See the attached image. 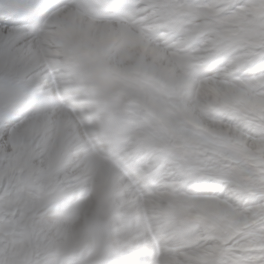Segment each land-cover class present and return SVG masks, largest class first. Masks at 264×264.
<instances>
[{"label":"bare ground","instance_id":"6f19581e","mask_svg":"<svg viewBox=\"0 0 264 264\" xmlns=\"http://www.w3.org/2000/svg\"><path fill=\"white\" fill-rule=\"evenodd\" d=\"M3 31L0 73L65 105L0 131V264H264V0H141L130 23L70 6L39 36ZM151 41L171 58L154 70Z\"/></svg>","mask_w":264,"mask_h":264},{"label":"rangeland","instance_id":"374dc122","mask_svg":"<svg viewBox=\"0 0 264 264\" xmlns=\"http://www.w3.org/2000/svg\"><path fill=\"white\" fill-rule=\"evenodd\" d=\"M241 12V11H240ZM190 16H192V15H190ZM252 16H255V15H252ZM152 44V45H151ZM151 44H149V47H152V50H151V54L153 55V62H152V64H151V66H152V68H156V65H157V61L161 58L162 59V61H164L165 59H166V61L169 63L170 62V60H171V58H166V57H164V56H162L161 55V53L159 52V48L157 47V49L158 50H155V48H154V46L156 45V46H158V43L156 42V41H154V42H151ZM174 44V43H173ZM176 49H179L178 47L176 48ZM161 56V57H160ZM158 59V60H157ZM165 61V62H166ZM53 70H55V69H53ZM221 70H223V69H221ZM224 71V70H223ZM263 74H264V72H263ZM259 92H263V89H260L259 90ZM263 94V93H262ZM239 103V102H238ZM237 103V104H238ZM1 140V139H0ZM2 147L4 148V146H3V144H2V141H0V149H2ZM0 154H1V150H0ZM102 165H104L105 166V164L104 163H102ZM101 177V176H100ZM84 184L85 185H93V186H95V187H97L98 185H95V179L94 178H92V179H90L89 181H87V182H84ZM76 202V203H75ZM75 202H73L75 205H74V207H78L79 206V204H80V202H81V199H79L78 201L77 200H75ZM77 202H79L78 204H77ZM73 205V204H72ZM61 209V211H63V210H65L66 211V213L67 214H69V215H75V209L74 208H71V206L69 207V206H66V207H62V208H60ZM186 218V217H185ZM71 221V220H70Z\"/></svg>","mask_w":264,"mask_h":264},{"label":"snow or ice","instance_id":"6c2138e0","mask_svg":"<svg viewBox=\"0 0 264 264\" xmlns=\"http://www.w3.org/2000/svg\"><path fill=\"white\" fill-rule=\"evenodd\" d=\"M24 11L23 6L0 4V25L6 24L9 17L23 15Z\"/></svg>","mask_w":264,"mask_h":264},{"label":"clouds","instance_id":"9594fccd","mask_svg":"<svg viewBox=\"0 0 264 264\" xmlns=\"http://www.w3.org/2000/svg\"><path fill=\"white\" fill-rule=\"evenodd\" d=\"M146 15H147V16H151V13H150V12H148V13H146Z\"/></svg>","mask_w":264,"mask_h":264}]
</instances>
